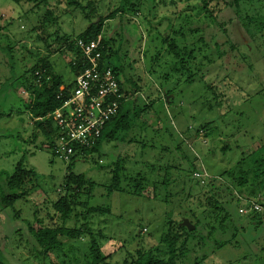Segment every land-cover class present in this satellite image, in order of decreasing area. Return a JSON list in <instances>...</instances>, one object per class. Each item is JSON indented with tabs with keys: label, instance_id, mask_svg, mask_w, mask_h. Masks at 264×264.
<instances>
[{
	"label": "rangeland",
	"instance_id": "rangeland-1",
	"mask_svg": "<svg viewBox=\"0 0 264 264\" xmlns=\"http://www.w3.org/2000/svg\"><path fill=\"white\" fill-rule=\"evenodd\" d=\"M78 1L83 8L69 5L68 0H0V44L12 52L9 55L0 52V171L12 174L25 157L26 166L34 169L40 180L28 185L29 199L18 200L14 209L6 210L0 205V264H125L126 260L130 264L138 251L167 258V244L178 232L170 219L175 198L168 196V191L173 193V185L179 184L177 172H173L168 191L162 185L167 177L164 178L168 162L177 159V163L187 169L188 162L183 159H194L198 155L212 176L223 175L228 179L226 171L234 169L238 174L243 159L264 145V39L259 48L261 51L251 46L256 58L244 62L236 56L237 52H229L224 47L226 35L213 22L214 17L222 14L219 23H229L228 33L235 43L238 42V19L225 0H208L209 16L213 18L199 8L197 0L174 5L173 0H134L129 7L130 13L107 21L104 37L110 36L114 49L120 52L113 62L124 68L121 79L133 80L140 87L139 105L144 107L157 101V89L163 85L167 91L173 90V113L162 102H157L145 110L143 120L137 126V131L142 126L140 134L134 129L128 143H103L99 153L86 160L76 159L73 163V174H83L95 183L90 206L110 211L94 214L90 219L91 227L98 234L101 254L108 257L106 262H94L89 238L61 239L64 245L59 251L48 258L36 256L34 247L28 244L29 236L19 224L24 226L25 221H32L39 205L46 199L56 200L63 193L69 164L54 156L50 139L41 134L36 140L32 137L36 130L25 109L24 90L16 79L37 61L39 54L49 56L55 71L65 80L74 79L68 64L71 54L56 49L54 31H59L60 35L78 36L99 17L106 18L117 11L123 0ZM253 5L264 16V0H254ZM243 10L244 14L248 12L247 5ZM184 15L191 17L189 22L184 21ZM47 17L53 19L52 24ZM170 19L173 20V35L168 28ZM182 25L189 28L185 31V46L189 48L203 37L204 42L197 49L210 53L213 61L211 65L205 63L198 71L193 84L187 83L189 77L185 73H172L173 55L162 42V35L167 33L179 41L180 37L175 36L174 31ZM190 29H198V33ZM253 29L257 33L260 27ZM242 31L250 38L245 28ZM217 45L221 46L220 53L228 52L227 57L220 59ZM198 57L202 59L201 55ZM168 75L172 76L169 81L165 79ZM210 123L211 128L206 127ZM202 127L205 129L195 136ZM189 133L194 135L190 139ZM178 146L181 147L179 150L176 149ZM259 158L264 159V149ZM116 163L124 168L119 190L112 193L110 187ZM250 164L254 166L252 159ZM259 169L264 172V163ZM252 177L250 172V179ZM137 181L141 182L139 189L145 188L139 197L132 194V186ZM192 184L189 199L196 201L202 196V205H205V196L217 191V188L198 186L194 180ZM216 185L224 187L221 183ZM251 187L249 182L243 194L259 195L264 201V191L255 194ZM216 199L225 205L229 201L226 194ZM228 210L238 227H246V219L253 217L241 215L233 200ZM15 211L20 212L19 220ZM175 217L177 221V214ZM261 219V227L238 233L234 245L225 246L216 253L206 241L201 244L205 248L198 247L199 242L194 239L199 237L186 240L182 234L175 242L176 251L182 253L179 264H264V217ZM242 236L252 244L241 242ZM203 254L209 256L205 261Z\"/></svg>",
	"mask_w": 264,
	"mask_h": 264
},
{
	"label": "trees",
	"instance_id": "trees-1",
	"mask_svg": "<svg viewBox=\"0 0 264 264\" xmlns=\"http://www.w3.org/2000/svg\"><path fill=\"white\" fill-rule=\"evenodd\" d=\"M43 1L45 2L46 0ZM68 1L71 6L78 8L82 7L78 0ZM185 1L190 2L191 0H173V5L176 2ZM197 1L200 3L199 8L202 11H206L209 16L207 6L208 0ZM133 3L134 0H123L117 11L106 18L99 17L98 21L92 23L78 36H68L65 34L60 35L59 31H54V42L58 45L56 49L59 52H64V54H71V58L68 61L72 77H74L71 81H67L60 76L55 71L53 64L50 62V57L44 56L43 54H39L37 56V61L31 67L24 70L16 79L19 87L24 90V96L27 98H24L26 104L25 109L30 114V120L36 130L32 137L36 140L37 135L41 134L46 139H50L49 142L52 146V151L54 156L57 158L59 157L55 154V145L58 137V127L53 121L52 115L61 108L64 101L71 97V94L77 84V78L88 66V62L83 57V52L77 46L78 40H82L85 44H90L91 42L97 41L100 37L102 38V60L100 61L101 70L104 73V70L107 68H112V72L117 78L120 91L123 95V98L119 101L118 114L106 125L99 143L90 149H83L84 155L77 154L73 157L72 161L68 163L69 166L65 176L63 193L60 194L56 200L52 201L46 199L41 205H39L40 207H37L34 211L32 221H25L24 226L21 223L19 224V228L29 236L28 244L29 246L34 247V251L38 254L36 256L48 258V255L59 251L64 245L61 239L69 241L89 238L90 253L94 262H106L105 258L108 259V257H104L101 254V249L97 239L98 234H96L91 227L92 223L90 219L94 216V214L102 212L110 213V211L101 209L100 207L90 206V200L95 183L83 174H73V163L76 159L86 160L94 154L99 153L103 143H128L127 139L129 138L130 133L134 129L137 131L138 123L143 120L142 116L145 113V110L152 107L155 103L162 102L169 111H173V90L167 91L163 85L157 89V101H152L151 103L149 102V105L145 104L144 107L140 106L137 99V96L141 93L140 87L133 80L126 78L121 79V75L124 73V68L123 66H116L113 62L114 57L119 58L120 52L119 50L114 49V41H112L110 36L104 37V26L107 21L115 19L118 15L123 17L126 16L127 13H130L129 7L133 5ZM225 4L229 9H232L233 12H235L237 19L241 20L243 27L250 37L257 39L259 35H263L264 31L262 30L264 29V16L260 14V9L258 12V10L254 8V0H225ZM246 5L248 7V12L244 14L243 9ZM48 14L50 15L51 12ZM88 14V18H91V14ZM220 15H217V17L214 18L211 15L209 17L213 18V22H215V24L223 30V34L226 35L227 40L224 47H227L229 52L240 51L238 43H235L228 33L227 25L229 23H226L225 21H221V23H219L218 20L221 19ZM190 18L191 17H189V15L183 16L185 22H189ZM48 20V22L52 24L53 19L49 18ZM168 22V28L172 30L173 35V20L170 19ZM252 26L260 27V30L256 33ZM186 30H189V28L182 25L176 32L174 31L175 36L180 37L179 41L173 37L171 38L169 35L170 33H167L165 36L164 34L162 35V42L166 46L167 50L173 55L172 73L173 71L175 73H185L189 77L187 83L193 84L198 71H200L205 63L207 65H211L213 64V61L210 58V53L205 54L202 49H197L198 45L204 42V39H202L203 37L193 42L189 48L185 46ZM190 31L196 33L198 29H190ZM216 47L219 49L220 59L227 57L226 55L228 52L226 53V51H223L220 53L221 46L217 45ZM210 50L211 47H209V51ZM0 52L8 55L12 53L10 48H3L1 44ZM199 55L202 56L201 60L198 57ZM241 55L244 62H249V57H247L246 53L242 52ZM171 78L172 76L168 75L165 79L169 81ZM170 96L172 97L170 98ZM172 113L171 120L173 121ZM142 122L143 127H146L147 124H145L144 121ZM206 127L211 128V123ZM141 128L142 126L136 134H140ZM202 129H205V127L197 130L194 135H199ZM194 135L189 133L187 137L190 139ZM180 148L181 147L178 146L176 149L179 150ZM263 149L264 145L252 152L249 156L245 157L238 166V174L234 171V169L228 170L225 172L228 179L223 177V175H215L222 179L223 182L216 180L209 182L207 185H201V182L195 180L193 176L195 170L197 169L196 163L198 162V157H193L194 159L185 157L183 159L188 162L189 166L187 169L183 168L181 163H177V159H173V163L168 162L169 165L165 169L164 178L166 176L167 177L166 180L163 181L162 185L165 186L168 191L172 185V183H168V181L171 182V174H173V172H177L176 175L178 177H176V180L179 184L177 185L174 183L173 193L172 191H168V196H173L175 198L172 208L173 217H170V219H172L175 223L178 232L174 236L173 240L167 244V258H159L152 252L138 251L130 264H179L178 260L182 253H178L176 251L175 242L180 240L182 234L186 237V240L190 237H199L198 239H194L199 242V244H197L198 247L205 248L206 246L201 244L206 241L208 245H211L213 252L216 253L225 246L234 245L233 242L235 241L238 233H246L245 230H247V228L254 229L261 227L263 225L261 217H264V211H253L250 215H248V217H253L246 219L247 226L238 227V224L231 219L228 205L231 204L233 200L236 204H238L239 212V205L241 201L238 196H242L260 204L264 208V201L260 199L261 196H246L243 194V191H246L245 188L249 185V182H251V190L255 194L262 193V191H264V172H261L260 169L258 170L262 163H264V159L259 158V154ZM224 150H226V148H224ZM260 156L262 157V155ZM251 159L254 166L250 164ZM194 160L196 161L195 165ZM24 161L25 157L17 164L12 174H9L7 171H0V205L3 209H14V205L18 200H28V185L34 184L37 180L40 181L38 173L34 169L27 167ZM115 167L116 168L113 170V183L110 187L112 193L119 190L118 184L124 168L119 163H116ZM173 168L177 169L173 170ZM250 172L253 173V177L251 179ZM193 180L198 184V186L203 188H217V191H214L213 194L205 196L207 197L205 199V205L201 204L202 196L196 199V201L193 199L191 201L189 199ZM142 181H145V179H142ZM216 183H221L224 187L218 186ZM140 184L141 182L137 181L136 185L132 186V194L138 197L142 196L145 191V188L139 189ZM187 190L189 193L185 194V191ZM222 194H226L229 200L226 205L216 199ZM82 196L85 197L84 201H82ZM166 202L170 204L168 200ZM175 214L179 217L177 221L174 220L177 218L175 217ZM19 215L20 212L18 211L16 213L17 220H19ZM170 215H172V213H170ZM183 219H188L195 226V230L189 231L187 228L182 227L181 223ZM101 230L102 229H100V232ZM242 238L241 242L245 245L252 244V241L249 239L246 240L244 236H242ZM211 243H213V245ZM202 256L204 261L209 258V256L205 254ZM125 264H128L127 260Z\"/></svg>",
	"mask_w": 264,
	"mask_h": 264
},
{
	"label": "built area",
	"instance_id": "built-area-1",
	"mask_svg": "<svg viewBox=\"0 0 264 264\" xmlns=\"http://www.w3.org/2000/svg\"><path fill=\"white\" fill-rule=\"evenodd\" d=\"M101 45V37L90 44L77 41L88 66L77 78L71 97L52 115L58 127L55 154L65 163L71 162L77 154L84 155L83 149H90L99 143L106 125L118 114L119 101L123 98L112 68H107L104 73L101 70ZM198 163L200 165L196 163L197 169L193 176L201 185L216 180L223 182L207 171L199 157ZM238 198L241 201V215L264 211L260 204L242 196Z\"/></svg>",
	"mask_w": 264,
	"mask_h": 264
},
{
	"label": "flooded vegetation",
	"instance_id": "flooded-vegetation-1",
	"mask_svg": "<svg viewBox=\"0 0 264 264\" xmlns=\"http://www.w3.org/2000/svg\"><path fill=\"white\" fill-rule=\"evenodd\" d=\"M242 29H244L243 24H242L241 20H238L237 21V25H236V30H237V32L239 31L238 32V42L237 43H238V47L240 48V51H237V53L239 55L236 53V56L238 58L241 57V59H242V55L241 54H242V52L245 53L244 52V50H245L246 53L248 54L247 57H249L250 60H253V59L256 58V55L254 53H252L251 46H255L257 51H261V50H259V48L260 49L262 48L261 41L264 39V37L263 38H261V37L264 36V34L263 35H259L258 39H253L250 36H249L250 38H248V37L244 36ZM249 40H250V42H249ZM258 41H259V43H258Z\"/></svg>",
	"mask_w": 264,
	"mask_h": 264
},
{
	"label": "water",
	"instance_id": "water-1",
	"mask_svg": "<svg viewBox=\"0 0 264 264\" xmlns=\"http://www.w3.org/2000/svg\"><path fill=\"white\" fill-rule=\"evenodd\" d=\"M181 226L187 228L189 231L195 230V226L188 219H183Z\"/></svg>",
	"mask_w": 264,
	"mask_h": 264
}]
</instances>
